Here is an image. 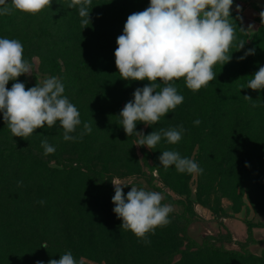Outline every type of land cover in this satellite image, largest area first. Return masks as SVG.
Wrapping results in <instances>:
<instances>
[{"label": "rangeland", "instance_id": "rangeland-1", "mask_svg": "<svg viewBox=\"0 0 264 264\" xmlns=\"http://www.w3.org/2000/svg\"><path fill=\"white\" fill-rule=\"evenodd\" d=\"M61 2L63 5L53 0L50 8L36 15L17 11L0 16V37L19 40L27 51L40 35L55 33L49 43L62 57L63 69L53 75L34 56L32 74L23 75V83L27 89L45 77L60 78L64 94L92 131L81 142L64 141L63 129L57 124L36 129L26 140L12 136L0 113V139L33 148L41 160L38 163L33 160L37 157H28L16 172L10 166L15 160L2 166L0 242L7 241L4 264H22L25 259L28 264L31 259L32 264H47L67 251L83 264H264V93L258 96L260 90L246 88L248 81H238L239 87L234 81L239 69L250 61L256 59L257 67L264 66L261 11L246 3H233L229 22L235 39L228 53L232 58L224 64L230 66L227 79H214L199 92L182 95L183 102L156 125L137 123L136 131L145 135L184 126L177 144L162 139L150 150L133 145L136 137L126 135L117 117L134 91L149 81L120 79L114 56L128 16L145 10L150 0H92L91 24L84 29L78 9H68L69 0ZM241 41L245 44L239 50ZM249 49H255V54L240 60ZM83 66L91 70L80 69ZM65 70H72V75ZM14 82L10 80L6 87L10 89ZM170 83L178 94L186 87L184 78ZM245 95L253 100H245ZM227 97L237 103L225 104ZM253 103L258 106L252 107ZM196 119L202 121L199 126L193 124ZM42 135L55 146L54 154H43ZM165 150L194 159L203 173L181 174L174 166L165 169L158 159ZM113 177L162 192V203L173 206L171 223L148 234L150 244L138 241L131 231H120L122 221L113 212ZM18 181H23L22 186L18 187ZM130 190L131 186L125 187L124 194ZM40 200L46 203L41 205ZM12 213L18 214L16 219ZM192 241L206 248L189 251ZM45 243L47 249L42 247ZM211 247L237 251L248 258L232 260Z\"/></svg>", "mask_w": 264, "mask_h": 264}, {"label": "clouds", "instance_id": "clouds-1", "mask_svg": "<svg viewBox=\"0 0 264 264\" xmlns=\"http://www.w3.org/2000/svg\"><path fill=\"white\" fill-rule=\"evenodd\" d=\"M52 2L0 0V16L13 15L17 11L36 15L46 7L50 8ZM58 2L62 3L61 0ZM91 4L92 0H69L67 3L68 9H78L83 29L91 24ZM232 5L233 0H150L145 10L128 16L123 34L116 40L115 65L120 79L149 81L134 91L133 99L117 116L126 135L136 137L133 145L153 150L162 139L173 145L181 141L185 132L183 124L145 135L136 131L137 123L149 127L156 125L183 102L184 97L178 94L171 81L184 78L187 88L196 92L216 79L214 65L230 62L232 57L228 53L235 39L234 28L229 22ZM259 15L264 23V10ZM244 44L241 41L238 49ZM23 53L24 47L19 40L0 37V113H3L6 127L13 137L27 140L36 129L45 126L51 129L58 124L63 129L64 141L81 142L91 133L92 127L89 122H82L77 107L64 94L65 86L60 78L48 76L27 89L24 83L17 81L21 75L32 74V64L24 59ZM254 54L255 49H249L239 59ZM10 80L17 82L9 89L6 85ZM242 88L245 87L242 85ZM246 88L264 89V66L251 76ZM244 99L253 100L247 95ZM257 106V103L252 104L254 108ZM201 122L196 119L193 124L199 126ZM41 147L45 156L56 151L47 136L42 139ZM161 153L158 159L165 169L174 166L181 174L203 173L194 159L183 157L178 151ZM110 181L114 187L113 212L122 221L120 231H131L138 241L150 244L148 234L154 235L156 228L171 223L169 214L174 211L173 206L162 203L165 199L162 192L138 187L119 177ZM22 184L23 181L17 182L18 187ZM128 186L131 190L125 195L123 189ZM39 203L46 202L40 200ZM42 247L47 249V244ZM47 264H83V261H78L71 251H67L60 259H50Z\"/></svg>", "mask_w": 264, "mask_h": 264}, {"label": "trees", "instance_id": "trees-1", "mask_svg": "<svg viewBox=\"0 0 264 264\" xmlns=\"http://www.w3.org/2000/svg\"><path fill=\"white\" fill-rule=\"evenodd\" d=\"M54 38H55V33L52 31H48L44 35H40L38 37V39H36L37 41L35 43H32V45L29 47V49L27 51L24 50L23 56L29 62L33 59L34 56H39L41 61H42L43 67L49 68V70H51L52 74L56 75L57 73L61 72V69H63L64 66L59 61V60H61L62 57L58 55V53L55 51L53 46H51L49 43L50 40H53ZM39 39H40V41H39ZM249 63H250V65L241 67L238 71L237 77L234 78L235 84L238 87L240 85V83L238 81H243V82L245 81L246 82V81H248V78L250 75L252 76L256 71H258L257 70V68H259V67H257L258 66L257 65L258 60L255 59L254 61H252V63H251V61ZM67 66L65 67V69L68 68ZM84 67H85V69H84ZM81 68L83 70H91L88 66L80 67V69ZM76 71L79 72L78 68H76ZM65 72L68 75H72V73H73L72 70L71 71L65 70ZM213 72L217 75L216 79H227L229 77V73H230V66H229V64L228 65H222V63L218 62L216 65L213 66ZM22 79H23V75L19 76L17 78V81L23 83ZM200 90L201 89H199V91ZM199 91H196V92H199ZM260 91H261V93L258 92V96H261V94L264 93V89H262ZM180 92H181L180 95H184V96H189V95L193 94V91L188 89L187 86L184 87V89ZM254 96H257V94H255ZM224 103L230 105L233 103H237V101H234L233 99L227 97V99H226V101H224ZM39 156L40 155H36L34 153V150L31 147L16 144V143H9V142H7L6 139H0V185L3 183V180L5 178L4 175L1 173L2 166H4V164H6L8 162H9V164H11L15 160L14 164L10 165L11 168L13 169V171H15V170H17V168H19V165L28 157H37L33 160L38 162V163H41ZM9 164H8V166H9ZM17 215L18 214H15V213L11 214V216L14 219H16ZM6 221L10 225L13 224L10 219H7ZM6 221H3V222L5 223ZM13 221H15V220H13ZM16 222H18V221H16ZM14 225H15V222H14ZM19 236L24 238V233L22 234V232H20ZM192 242L193 243H191V245L188 246L189 251H191L193 248H196L197 251H203L206 248V245H199L195 241H192ZM6 243H7V241L0 242V264H4L2 256L4 255L3 249L6 248ZM211 249L215 253L223 252V253L228 254L232 260H234L235 257L243 258L245 260L248 258L245 255H243L242 253L237 252V251H226V250L216 249V248H212V247H211ZM252 257H254V256H252ZM255 258H257V257H255ZM31 260H30V262L32 264ZM22 264H28L26 259Z\"/></svg>", "mask_w": 264, "mask_h": 264}, {"label": "crops", "instance_id": "crops-1", "mask_svg": "<svg viewBox=\"0 0 264 264\" xmlns=\"http://www.w3.org/2000/svg\"><path fill=\"white\" fill-rule=\"evenodd\" d=\"M233 3L239 4H249L250 7H255V9L262 11L264 10V0H233Z\"/></svg>", "mask_w": 264, "mask_h": 264}]
</instances>
